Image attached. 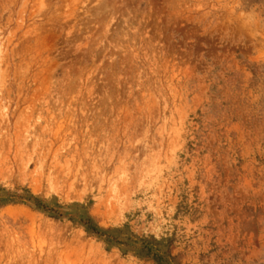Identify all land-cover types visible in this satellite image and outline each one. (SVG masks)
Here are the masks:
<instances>
[{"label":"rangeland","instance_id":"rangeland-1","mask_svg":"<svg viewBox=\"0 0 264 264\" xmlns=\"http://www.w3.org/2000/svg\"><path fill=\"white\" fill-rule=\"evenodd\" d=\"M143 248L264 264V0H0V264Z\"/></svg>","mask_w":264,"mask_h":264},{"label":"trees","instance_id":"trees-1","mask_svg":"<svg viewBox=\"0 0 264 264\" xmlns=\"http://www.w3.org/2000/svg\"><path fill=\"white\" fill-rule=\"evenodd\" d=\"M84 225L86 226V231L89 234H94L96 232V228L93 226V224L90 221H85ZM160 252L155 251L151 252L150 248H144L139 251V254H137L139 257H145V258H151L153 261H155L157 264H170L171 258H169L168 255L163 254L159 256Z\"/></svg>","mask_w":264,"mask_h":264}]
</instances>
